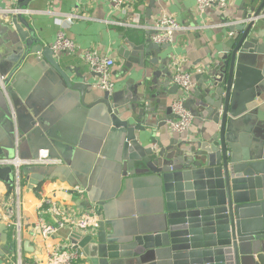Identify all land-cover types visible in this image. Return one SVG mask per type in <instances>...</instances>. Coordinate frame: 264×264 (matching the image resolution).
Masks as SVG:
<instances>
[{
  "label": "water",
  "instance_id": "1",
  "mask_svg": "<svg viewBox=\"0 0 264 264\" xmlns=\"http://www.w3.org/2000/svg\"><path fill=\"white\" fill-rule=\"evenodd\" d=\"M32 1L16 0L0 23V182L26 178L32 189L51 173L16 168L18 154L43 147L60 158L58 171L93 188L99 220L111 230L99 244L93 235L71 234L92 264L143 257L156 264H264V100L257 99L264 95V42L253 29L264 21V0H248L241 18L227 25L225 46L183 103L198 131L165 143L156 131L174 117L168 95L178 88L158 58L146 69L150 38L145 48L129 43L119 51L127 67L142 72L123 103L105 93L88 107L55 114L33 81L56 73V92L78 94L79 103L91 84L81 74L71 79L40 39L26 17ZM84 152L85 166L77 168L74 158ZM103 173L106 188L97 192L94 180ZM142 202L145 212L137 215L134 203ZM7 231L0 222L1 257L12 251Z\"/></svg>",
  "mask_w": 264,
  "mask_h": 264
},
{
  "label": "crops",
  "instance_id": "2",
  "mask_svg": "<svg viewBox=\"0 0 264 264\" xmlns=\"http://www.w3.org/2000/svg\"><path fill=\"white\" fill-rule=\"evenodd\" d=\"M15 2L16 0H0V9L8 12ZM245 5H248V0H228V6L224 9L212 6L200 13L195 0H125L127 12L123 13L114 10L108 0H33L28 5L26 17L37 30L40 39L45 45L51 46L56 34L63 31L74 42L75 50L54 53L56 61L71 79H76L75 76L81 74L84 81L91 85L89 92L84 94L79 103L77 93V97L74 98L66 89H62L59 94L56 92L57 81L55 83L52 79L55 78L56 73L50 78L44 77L37 82L33 81V84L39 86L37 89L39 96L43 94L44 97H51L55 106V114L59 115L70 113L77 105L85 108L96 100L104 98L106 92L94 86L97 75L89 69L82 56L83 51L90 50L114 59L115 64L111 69L114 88L108 94L112 102L123 103L125 96L141 80L142 72L138 65L132 64L130 68L127 67L119 51L123 47L129 48V43L137 46L144 45L145 48L151 31L144 26L149 25L163 11L174 17L180 24L188 26L189 29L178 31L174 35L172 44L159 46L150 44L152 48L148 53H144V64L146 69H150L149 60L158 58L159 62L166 63L171 76L175 58L181 62L183 69L191 72L194 81L191 93H194L199 88L201 81L199 74L204 70V66L211 57L221 51L222 46H225V41L230 37L227 25L241 18L242 8ZM2 14H0V23ZM67 15L73 16L70 22L66 20ZM253 29L254 32L259 33L260 43L264 42V21L257 20ZM140 37H143V41L139 40ZM42 63L48 66L46 62ZM49 69L55 72L51 67ZM147 71L149 73V70ZM59 79L60 77L57 76L56 80ZM27 84L28 82L26 86ZM171 84L173 85L172 78ZM178 94L179 90L173 89L168 95V105H171ZM263 96L260 95L257 98L258 101H263ZM199 127L200 125L193 120L191 128L179 135L167 129L165 120L164 124L157 129L156 138L165 143L168 138L186 137L187 132L195 133ZM88 132L93 133L94 131L90 128ZM39 149L47 150L43 147ZM38 150L16 155L17 163L25 166L26 164L21 161L36 158ZM48 154L51 159L57 160V164L46 165L45 168L30 165L40 172L51 171V173H44L43 180L32 189L28 188L26 178L20 181L19 192L16 191L14 184L11 186L0 182V222L7 224L8 243L12 246L11 252H8L5 257L0 256V264H11L5 260L15 261L18 257L25 263L40 264V256L44 255L46 249L58 248L67 244L70 228L61 229L57 234L48 237L37 230L35 224L40 217L45 223L54 222L47 207L45 205L40 207L43 197H52L57 201L60 209L76 215L96 209L97 218L93 237L98 244L107 239L111 233L108 225L99 220V212L93 200L95 198L92 194L93 188L90 191L88 183H79L76 179H70L67 174L58 171L57 169L60 170L62 166L60 158L52 155L50 151ZM87 155L89 154L84 152L74 158L77 168L85 166ZM105 178L107 177L103 173L94 180V182L98 181L97 185L95 184L96 190L98 188L97 192H102L104 186L106 188ZM76 186L81 189V193L72 189ZM134 204L135 214L145 212L143 202L139 205ZM157 262L156 258L143 257L142 259L127 258L117 264H156Z\"/></svg>",
  "mask_w": 264,
  "mask_h": 264
},
{
  "label": "built area",
  "instance_id": "3",
  "mask_svg": "<svg viewBox=\"0 0 264 264\" xmlns=\"http://www.w3.org/2000/svg\"><path fill=\"white\" fill-rule=\"evenodd\" d=\"M198 12L202 13L206 8L212 6H218L222 9L228 6V0H195ZM114 10H119L123 13L127 12L125 6V0H108ZM11 11V10H10ZM9 12V11H8ZM0 9V14L8 13ZM5 14V16H6ZM72 15H67L66 20L71 21ZM137 26L139 24H136ZM150 29V40L155 45L172 44L174 42V35L181 30L189 29L188 26H184L176 21V19L165 12H160L154 20L147 26ZM54 53L64 51H74V42L63 32L59 31L56 34L55 40L50 46ZM84 61L87 63L89 69L97 75V80L94 86L106 93H111L114 88V83L111 76V69L115 64L112 57L107 55H99L93 51L85 50L82 52ZM171 78L173 83L177 86L179 94L171 103V108L174 114L173 118L166 120L167 129L175 134H184L188 131L193 123L192 112L184 107V102L190 96L194 81L191 72L182 68L181 62L173 59ZM1 80V77H0ZM15 167L18 164L17 157L12 160ZM21 163L26 165L36 166H50L57 164L56 159L49 157L47 150H39L38 155L34 159L22 160ZM22 165V164H21ZM15 189L19 192L20 181L17 180ZM74 191L81 193V189L76 186L72 188ZM57 201L52 197H43L40 202V207L46 206L47 211L53 217V223H45L40 217L35 226L40 234L48 237L55 235L57 232L64 228H70L71 231L67 238V244L58 248L52 247L46 249L44 255L40 256V264H92L84 255L80 249L75 248V245L71 242V234L74 232L80 233V235H93L97 213L95 210L76 215L73 212H66L57 206ZM5 257V256H4ZM1 261V260H0ZM11 264H30L23 262L19 257L16 260H5ZM4 262V260H3Z\"/></svg>",
  "mask_w": 264,
  "mask_h": 264
},
{
  "label": "trees",
  "instance_id": "4",
  "mask_svg": "<svg viewBox=\"0 0 264 264\" xmlns=\"http://www.w3.org/2000/svg\"><path fill=\"white\" fill-rule=\"evenodd\" d=\"M139 40H140V41H143V37H142V38L140 37V39H139Z\"/></svg>",
  "mask_w": 264,
  "mask_h": 264
}]
</instances>
